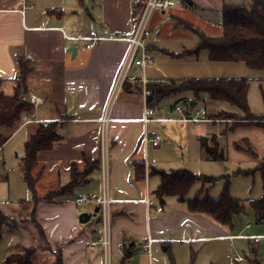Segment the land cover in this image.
<instances>
[{
  "label": "crops",
  "instance_id": "crops-1",
  "mask_svg": "<svg viewBox=\"0 0 264 264\" xmlns=\"http://www.w3.org/2000/svg\"><path fill=\"white\" fill-rule=\"evenodd\" d=\"M145 1L0 0V92L13 96L22 91L26 100L38 99L31 116L24 115L14 128L0 126V136L7 139L5 144L20 136L25 145L37 129L47 125H54L59 135L51 149L38 154L34 220L31 221L34 203L29 189L23 200L9 201L6 209L0 205L6 216L17 221L2 230L1 242L6 240L8 256L24 248L34 249L33 264H55L58 254L62 264H104L101 247L87 248L91 241L101 237L99 215L87 223L79 222L80 214L92 213L96 207L77 206L75 199L83 195L100 197L105 187L111 201V264H217L223 257L229 262V255L234 263V256L241 255L234 254V246L241 240L248 241V250H242V256L251 261L254 249L258 257L264 255L260 254L264 240L254 245L247 238L262 235L264 225L252 226L244 222L243 216L232 227L224 226L207 214L191 212L176 197H164L161 202L156 195L161 180L153 170H187L221 182L219 192L213 194L217 181H197L187 199L203 196L217 199L226 182L230 186L231 179L250 176L236 175L237 171L252 170L261 163L264 130L240 126L227 131L229 121L211 117L219 113L239 116L241 112L236 108L237 111H216L207 98L202 101L205 111L195 110L199 104L195 101L194 107H182L183 114L179 115L176 107L180 106V97L172 98L165 106L162 101L168 98L152 97L156 112L152 121L144 122L145 100L130 82L112 96L129 44L109 37L128 34L134 21L131 7L138 14ZM173 1L175 6L166 11L156 10L151 16L147 48L152 63L144 68H131L136 76L143 77L145 73L149 86H161L158 84L161 79L166 84L170 80L149 74L157 56L164 57L159 52L179 54L193 49L180 46L171 50L160 46V36L152 35L156 30L160 34L165 22L166 35L176 37L175 32L182 33L186 38L195 37L198 44L195 31L210 38L221 36L223 6L253 4V0ZM91 31L105 39L88 50L81 39ZM72 46L76 48L74 53L69 50ZM197 57L191 60L197 61ZM22 59L29 61L30 70L25 81L19 82ZM187 97L188 103L194 101L190 95ZM199 123L209 124L211 132L203 135L196 129ZM225 132L227 162L205 160L198 139ZM154 133L162 138L158 147L150 143ZM244 141L249 142L256 159L235 148L237 144L243 146ZM136 164L143 166L139 176ZM256 174L261 182V197L262 181L260 174ZM74 176L78 180L70 185ZM230 197L246 205L251 201ZM147 242L149 249L141 250L139 245Z\"/></svg>",
  "mask_w": 264,
  "mask_h": 264
},
{
  "label": "trees",
  "instance_id": "trees-1",
  "mask_svg": "<svg viewBox=\"0 0 264 264\" xmlns=\"http://www.w3.org/2000/svg\"><path fill=\"white\" fill-rule=\"evenodd\" d=\"M138 6L140 7V5ZM221 14L222 34L220 37L210 38L202 32L195 31L198 37V44L194 49L179 54L163 51V54L173 59H180L183 57H197L201 52L205 51L210 62L244 63L250 70L264 72V12L259 1L253 0V4L250 7L223 6ZM19 64V82H24L30 70L29 61L22 59ZM259 83L260 95L264 106V78ZM149 88L152 92V97L155 98H171L181 93H191L194 101H200L205 96L209 101L229 104L242 113L247 123L246 125L235 124L228 128L227 131H232L240 126H255L264 130V114L254 115L249 108L248 92L250 80L241 78L169 80L164 86H149ZM185 102L187 107H189L188 101L185 100ZM33 112L34 107L26 101L24 94L16 92L13 96H5L0 92V126L14 128L24 115L31 116ZM223 114L225 116H235L234 114L220 113V115ZM214 119L218 120V118ZM225 134L226 132L222 135L200 137L198 139L205 160L220 163L227 162ZM58 139L59 135L56 133L54 125L41 126L24 145V156L19 167L23 180L33 195L32 221L35 218L36 205L38 203L36 193L38 175H33L38 167V154L51 149L54 142ZM6 141V138L0 136V149ZM235 148L248 153L253 159L257 158L248 141H244L243 146L235 145ZM142 167L138 164L135 165L138 176L140 175L139 171L143 169ZM152 172L157 174L161 180L156 191V195L161 202H163L164 197H176L179 201L185 202L191 212L207 214L221 225L228 227H232L234 221L242 218L246 209L249 208L254 215L255 224L264 225V158L254 169L236 172V175L244 176L260 174L263 194L256 200L248 201V205L230 197L228 182L224 185L217 199H212L208 196L187 199L190 188L197 181L214 183L218 179L196 176L187 170L170 172L153 170ZM77 180L78 177L74 176L70 185H74ZM10 219L0 209V244L2 241V230L5 226H8ZM256 252L254 249L252 253L255 258L250 261V264H260ZM33 253L34 249L22 248L20 253L6 257L4 264H33ZM55 264H62L60 254H58Z\"/></svg>",
  "mask_w": 264,
  "mask_h": 264
},
{
  "label": "rangeland",
  "instance_id": "rangeland-1",
  "mask_svg": "<svg viewBox=\"0 0 264 264\" xmlns=\"http://www.w3.org/2000/svg\"><path fill=\"white\" fill-rule=\"evenodd\" d=\"M166 23V22H165ZM164 23V24H165ZM162 25L161 32L159 34V31L156 30L153 32L152 36H155L157 33V36L160 39V42L158 43L160 46L175 50L179 48L180 46L185 47H191L194 49L197 45V39L195 37H183V34L180 33V35H176L178 33H174L176 37H170L171 35H166V26ZM151 36V37H152ZM162 56H157L156 64L153 67V69L149 70V74H153L154 76H161L162 78H169L170 80H184L182 78H223V77H244L250 80V88H249V94H248V104L249 108L252 114L261 115L263 114V104L261 100L260 95V89H259V81L264 78V72L263 71H254L250 70L246 67L244 63H222V64H213L214 62H209L206 52H201L196 60H191V58L194 57H183L180 59H173L170 56H167L165 54H162L159 52ZM152 55V54H151ZM159 57V58H158ZM185 58V59H184ZM190 58V59H189ZM183 59V60H182ZM215 65V66H214ZM138 73V72H137ZM163 73V75L161 74ZM152 76V75H151ZM147 80V76L144 73V76ZM191 96V93H181L176 95L175 97H180L178 100V105L182 107H186V102L184 100H187V96ZM171 97L168 99H165L162 101V105H166L169 101H171ZM186 98V99H185ZM206 98L205 96L200 99L199 104L195 107V110H199L201 112L205 111V104L202 103L203 99ZM184 99V100H183ZM214 109L216 111H237L235 108L230 107L228 104L223 102H212ZM239 114V112H237ZM219 115V116H218ZM204 115L202 114L201 117ZM211 118H218L219 121H229V123H226L229 128L231 126L236 125H246V118L243 117V115L240 113L238 116H229V115H220L217 114ZM245 119V120H244ZM251 121V120H250ZM196 129L200 130V132H204L203 135H206L207 133L211 132L210 125L207 123H199L196 125ZM217 130V129H215ZM215 132V131H214ZM1 150V149H0ZM24 153V141L20 138V136H16L11 141L9 140L2 148V151H0V205L2 204V207L4 209L7 208V203L9 201H20L23 200L25 195L29 194L28 188L23 181L19 165L21 162V158ZM33 175H36L35 172ZM247 178V179H246ZM246 178H233L230 181L229 186V194L240 198V199H257L260 197V189H261V182L259 179V176L257 174H254L253 176H249ZM245 179V180H243ZM248 183L250 186H248ZM221 187V182L217 180V183L213 186L212 193L215 194L219 192L218 190ZM233 190H232V188ZM37 191H38V185H37ZM38 194V193H37ZM244 222H249L252 226L255 225L253 214L251 209L247 211V213L244 215L243 218ZM32 221V219H31ZM17 221L15 219H10V222L8 226H12L16 224ZM246 225V224H245ZM241 226V225H239ZM246 232L244 233V235ZM6 240L1 242L0 244V264H3L4 259L6 256L9 255V249L6 247ZM236 245L234 246V254H243L241 252L242 250L246 252L248 250V241L241 240L236 241ZM262 247V253L264 254V242ZM21 250L18 249L16 251L17 253H20ZM230 259L229 262H227L226 258H221L218 260L217 264H234L231 261V255H229ZM216 264V263H215Z\"/></svg>",
  "mask_w": 264,
  "mask_h": 264
},
{
  "label": "built area",
  "instance_id": "built-area-1",
  "mask_svg": "<svg viewBox=\"0 0 264 264\" xmlns=\"http://www.w3.org/2000/svg\"><path fill=\"white\" fill-rule=\"evenodd\" d=\"M175 1L173 0H146L141 11L136 14V8L131 7V14L133 21L132 30L126 34L122 33L119 36L109 37L110 39H119L127 41L129 44L127 53L125 55L124 61L121 65L120 71L114 83L112 96H115L122 87L130 82L131 85L137 89V91L143 96L145 100V107L143 111V121L149 122L153 120V115L156 112V105L152 103V92L149 88V83L146 78L136 76L131 73L132 66H138L144 68L146 65L152 63V55L148 51L147 41L150 37L149 23L154 11H166L169 8L175 6ZM102 39L97 36L94 31L89 33L88 37L82 38L85 43V48L88 50L93 49ZM161 86L166 85V81L161 79L158 81ZM30 105L36 106L38 104V99L35 97H30L26 100ZM163 111V109H161ZM176 111L179 115L183 114V109L178 106ZM161 121V120H156ZM103 123H106V118L103 119ZM161 135L159 133H154L150 138V143L153 147H158L161 143ZM77 206L92 205L93 207L99 208L100 223L102 226L101 237L98 240L91 241L87 248L93 250L95 247H101L103 253L104 264H111V253H112V238H111V201L108 198L107 187L104 188L100 197H93L91 195H83L75 199ZM93 212V211H92ZM246 227H249L247 225ZM253 241L254 245H258L264 240V233L262 235L247 237ZM141 250L149 249V242L139 245ZM255 256L251 258L254 259ZM259 262L264 264V255L261 257L257 256ZM250 259L242 255L234 256L235 264H246Z\"/></svg>",
  "mask_w": 264,
  "mask_h": 264
},
{
  "label": "water",
  "instance_id": "water-1",
  "mask_svg": "<svg viewBox=\"0 0 264 264\" xmlns=\"http://www.w3.org/2000/svg\"><path fill=\"white\" fill-rule=\"evenodd\" d=\"M258 1L260 3V6H261L263 12H264V0H258ZM69 50L74 53L76 51V48L74 46H72V47H70ZM21 93H22V91H21ZM195 104H196L195 101H191L189 103V105L191 107H194ZM98 213H99V208L98 207H96L92 213H82L79 216V222L82 223V224L87 223L88 221H90L91 218L97 217ZM239 220H241V218H239Z\"/></svg>",
  "mask_w": 264,
  "mask_h": 264
}]
</instances>
